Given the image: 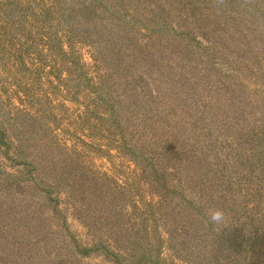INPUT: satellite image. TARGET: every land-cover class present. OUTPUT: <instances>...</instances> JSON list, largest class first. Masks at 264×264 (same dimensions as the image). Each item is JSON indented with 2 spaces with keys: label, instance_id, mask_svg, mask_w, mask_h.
Segmentation results:
<instances>
[{
  "label": "rangeland",
  "instance_id": "374dc122",
  "mask_svg": "<svg viewBox=\"0 0 264 264\" xmlns=\"http://www.w3.org/2000/svg\"><path fill=\"white\" fill-rule=\"evenodd\" d=\"M50 2L0 0V129L7 131V140L14 144L9 152L1 144L0 173L15 174L26 162L35 161L33 157L26 161L15 154L25 117L34 151L46 156L40 164L48 179L54 183L60 177L70 185L73 179L78 183L59 194L58 207L64 210L66 228L52 208L41 217L58 239L62 228L85 245H101L102 239L119 252L116 243L121 230L134 225L139 215L148 216L151 203L155 210L159 206L158 235L162 256L169 264H264V251L259 254L254 237L256 228L264 224V220L259 222L264 217V135L256 121L245 123L241 132L242 123H232L233 117L227 119V124L221 121L223 112L229 111V115L242 105L230 95L232 90L242 91L235 87L229 73L217 70L207 50L213 48L216 59L246 73L256 68L247 63H264V0H142V11L138 12L142 18L158 13L157 7L163 5L174 24L188 25L202 47L207 48L202 50L207 60L187 54L181 46L170 56L167 46L143 31L136 39L147 45L152 56L141 79L127 77V64L123 70L117 61L108 62L105 53L99 55L96 36L70 39L57 27L58 38L52 37L50 23L41 10ZM169 63H174L180 79L163 81L161 67ZM81 69L87 82L81 78ZM256 78L262 79L261 75ZM104 81L119 98L128 99L138 93L150 98L155 111H169L170 125L143 110L146 120L134 121L128 129L146 152H153L150 157L155 162L165 156L172 159L174 166L168 163V170L173 175L176 176V165L182 167L187 160H193L191 142L182 135L192 128H197L205 145L218 143L217 147L232 155L231 162L238 163L237 184L243 203L237 205L238 198L237 208L225 207L226 223L215 224L213 229L230 234L236 243L219 249L217 238L211 241L214 231L197 215L192 216V209L182 205L177 196L174 201L178 207L164 206L161 192L145 178L144 165L121 151L120 136L104 120L106 111L99 109L92 87L101 86ZM228 100L232 110L224 104ZM199 112L216 117V122L209 123V130L200 119L195 127ZM229 125L233 126L227 132ZM173 130L179 132L175 138ZM231 132L237 135H230ZM165 146L169 152L162 155ZM55 165L58 168L51 171ZM183 238L194 242L189 251L194 254L186 259L179 258L168 246L171 239L175 242ZM220 252L222 255L217 254ZM69 257L73 264H116L101 248L88 255L70 252Z\"/></svg>",
  "mask_w": 264,
  "mask_h": 264
},
{
  "label": "trees",
  "instance_id": "16d2710c",
  "mask_svg": "<svg viewBox=\"0 0 264 264\" xmlns=\"http://www.w3.org/2000/svg\"><path fill=\"white\" fill-rule=\"evenodd\" d=\"M132 2L125 0H51L50 6L45 4L41 10L44 18L50 23L52 37L58 38L57 27H61L70 39L77 36V38L96 36L99 40L97 53L99 55L105 53V59L108 62L109 60L117 61L119 65H122L123 70L124 64H127L128 78L141 79L146 73L152 56L147 52V45L136 39L137 35L143 31H145L144 35L167 46L170 56L181 46L187 54H196L201 59L207 60L202 52L207 48L202 47V42L191 33L188 25H183L181 22L174 24L163 5L157 7L161 13L156 12L148 19H144L138 14L142 11V0ZM131 9L135 10V13H132ZM34 16H36L35 13ZM55 21H57L56 24ZM262 41L264 42V38ZM207 50L217 70L229 73L230 78L234 80L235 87L242 91L232 90L230 95L239 102L241 101L242 105L229 115H227L229 111L223 112L221 121L227 124V119L233 117L232 123H242L239 125L241 126L240 132L246 128L243 126L245 123L250 124L256 121L260 123L261 135H264V63L258 61L247 63L256 68L246 73L241 68H231L216 59L213 56L215 54L213 48L210 47ZM251 59L254 58L251 57ZM161 69L163 81L180 79L177 77L178 72L175 70L174 63L162 65ZM80 75L82 80L87 82L88 77L82 69ZM256 75H261L262 79L256 78ZM92 87H94L99 102V109L101 107L106 111L104 120L120 136L121 151L138 164L144 165L145 178L161 192L162 202L166 208L178 207L177 202L174 201L175 195L182 205L192 209V216L197 215L206 223L210 231H214L215 224L210 222L207 216V210L210 209L208 205L221 206L224 210L225 207H235L238 198L240 199L237 205L243 203L237 184L238 163L231 162L232 155L217 147L218 143L205 145L203 139H199L197 128L184 131L183 137L191 142L193 160H187L188 163L182 167L176 165L175 176L168 170V163L174 166L172 159L165 156L155 162L150 157L153 152H146L144 145L139 144L135 135L128 129L134 121L142 123L146 120L143 110L146 113L155 114L153 116H156L159 122L170 125L172 117L169 111L166 108L155 111L150 104V98H143L138 93H133L128 99L119 98L113 94V90L106 81L101 86ZM184 104L186 106V103ZM224 104L230 106L231 110L233 109L231 100L225 101ZM204 112H199L200 116L194 122L195 127L200 119L201 123H206L209 130V123L216 122L217 119L215 116L205 115ZM153 116L152 119H154ZM26 125L28 123L24 117L20 124L19 145L15 149V154L26 161L33 157L35 161L26 162L24 167L15 174L2 175L0 173V264H73L70 261V252L76 255H88L99 248L103 249L107 257H110L116 264H169L162 256V241L158 235L161 219L158 214L159 206L155 210L151 203L147 207L148 216L139 215L134 225L121 230V238L117 240V246L115 245L119 252L112 250L108 244L102 242V239H99L101 245H85L78 241L73 233L62 228L61 238L58 239L51 231L52 229L43 223L41 217L48 208H52L55 214L62 218L63 228H66L64 210L58 207L59 194L65 190L70 191L72 187L78 186V183L75 179L72 181L73 185L60 177L56 178L54 183L48 179L49 177L44 173L45 167L40 164L44 162L46 156L34 151L32 138L28 134ZM232 126L229 125L225 131H230L228 129ZM212 129L213 127H210V131ZM6 132L5 129H0V149L1 144H4L7 147L6 152H9L14 144L11 140H7ZM178 133L173 130V137L175 138V134ZM232 134L237 135L234 132L230 133ZM166 147L162 155L169 152ZM236 155L240 154L236 153ZM37 157H42V159ZM57 168L58 166L55 165L51 171ZM263 220L264 217L260 218L259 222ZM216 231L213 232L215 234L211 237V241L214 242L217 238L223 243L220 244L216 240L217 244L221 245L219 249H225L223 245L231 246L233 241L236 243V239H232L230 234L226 235L225 232L220 231V228ZM254 233L257 241L256 247H259L260 254L264 251V242H261L264 239V224L261 223ZM193 243L188 238L178 239L175 242L171 239L168 241V246L179 258L186 259V256L194 254V252H189ZM204 250H206L205 247ZM120 251L124 252L120 253ZM222 253L217 254L222 255ZM201 254L204 252L201 251Z\"/></svg>",
  "mask_w": 264,
  "mask_h": 264
},
{
  "label": "clouds",
  "instance_id": "9594fccd",
  "mask_svg": "<svg viewBox=\"0 0 264 264\" xmlns=\"http://www.w3.org/2000/svg\"><path fill=\"white\" fill-rule=\"evenodd\" d=\"M207 216L213 224L224 225L226 223V215L223 209L210 208L207 210Z\"/></svg>",
  "mask_w": 264,
  "mask_h": 264
}]
</instances>
